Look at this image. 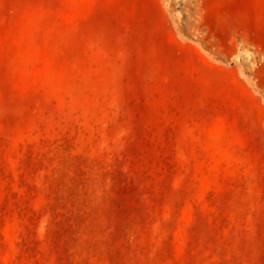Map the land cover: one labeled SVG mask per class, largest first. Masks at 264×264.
Masks as SVG:
<instances>
[{"label": "rangeland", "instance_id": "rangeland-1", "mask_svg": "<svg viewBox=\"0 0 264 264\" xmlns=\"http://www.w3.org/2000/svg\"><path fill=\"white\" fill-rule=\"evenodd\" d=\"M0 264H264V0H0Z\"/></svg>", "mask_w": 264, "mask_h": 264}]
</instances>
